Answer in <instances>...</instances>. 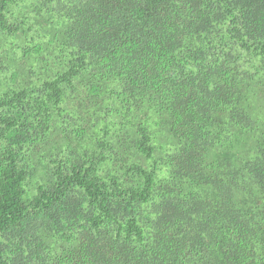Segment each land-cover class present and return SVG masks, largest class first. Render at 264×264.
I'll return each instance as SVG.
<instances>
[{
    "label": "trees",
    "instance_id": "1",
    "mask_svg": "<svg viewBox=\"0 0 264 264\" xmlns=\"http://www.w3.org/2000/svg\"><path fill=\"white\" fill-rule=\"evenodd\" d=\"M0 264H264V0H0Z\"/></svg>",
    "mask_w": 264,
    "mask_h": 264
}]
</instances>
